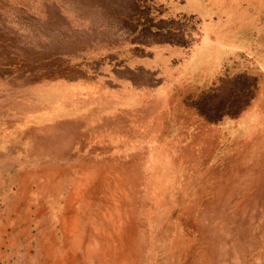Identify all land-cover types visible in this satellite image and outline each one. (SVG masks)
Returning a JSON list of instances; mask_svg holds the SVG:
<instances>
[{"label": "rangeland", "instance_id": "1", "mask_svg": "<svg viewBox=\"0 0 264 264\" xmlns=\"http://www.w3.org/2000/svg\"><path fill=\"white\" fill-rule=\"evenodd\" d=\"M84 174L126 264H264V0H0V264Z\"/></svg>", "mask_w": 264, "mask_h": 264}, {"label": "bare ground", "instance_id": "2", "mask_svg": "<svg viewBox=\"0 0 264 264\" xmlns=\"http://www.w3.org/2000/svg\"><path fill=\"white\" fill-rule=\"evenodd\" d=\"M90 176L84 174L82 178L77 177L73 182L69 195L66 196L59 225L61 244L58 242V236L56 235L57 243L54 252L59 260L54 264H63L71 255L74 256V261L76 260L73 264H78L77 261L86 264L92 259L97 264L128 263L129 241L122 239L120 228L122 223L120 221L119 227H116L114 224L116 220L111 214L112 205L115 204V192L110 189L109 196L101 201L103 204L100 207L95 205L90 209L92 203L86 200L82 192ZM104 185L108 186L109 184ZM80 196L84 197L78 203L81 200ZM87 209H90L93 214V220L86 217ZM105 213L107 214L105 215ZM82 214L84 215L83 222L80 220ZM85 242L87 244L83 246L82 244ZM90 244H92L91 247ZM59 250H62L61 254H57Z\"/></svg>", "mask_w": 264, "mask_h": 264}]
</instances>
